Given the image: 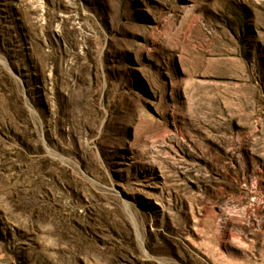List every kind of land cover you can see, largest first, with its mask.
Instances as JSON below:
<instances>
[{"label":"rangeland","instance_id":"1","mask_svg":"<svg viewBox=\"0 0 264 264\" xmlns=\"http://www.w3.org/2000/svg\"><path fill=\"white\" fill-rule=\"evenodd\" d=\"M0 264H264V0H0Z\"/></svg>","mask_w":264,"mask_h":264}]
</instances>
